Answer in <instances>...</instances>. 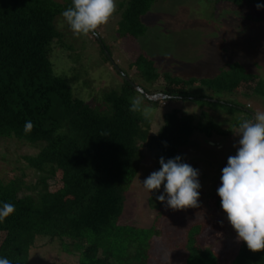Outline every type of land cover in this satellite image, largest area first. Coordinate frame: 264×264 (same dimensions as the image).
I'll return each mask as SVG.
<instances>
[{
  "label": "rangeland",
  "instance_id": "1",
  "mask_svg": "<svg viewBox=\"0 0 264 264\" xmlns=\"http://www.w3.org/2000/svg\"><path fill=\"white\" fill-rule=\"evenodd\" d=\"M56 2L65 5L72 0ZM127 2L116 0L117 9L108 23L99 26L96 34L79 38L73 36L61 14L58 15L55 25L62 36L53 43L49 53L52 70L67 79L73 96L101 110L110 108L104 94L119 89L126 79L132 78L136 85L149 91L168 82L170 78L166 79L165 75L186 82L183 88L187 89L188 98L169 99L165 106L160 101L152 103L154 111L148 122L151 131L156 133L165 114L177 108L195 125L182 162L199 170L200 207L180 211L165 209L155 198L163 191V185L152 194L146 191L142 182L156 171L153 159L147 155L143 169L134 179L127 178L124 208L118 223L128 224L135 230L155 229L144 264H183V258L189 253L185 246L196 248L198 259L207 253L199 260L204 264H230L241 241H236L226 214L215 202L219 197L217 188L221 185L222 169L227 166L228 157L236 154L234 145L238 146L239 137L235 133L239 122L250 119L257 111L264 112V9L228 0H158L144 15L148 32L137 42L154 63L159 78L153 84L144 77H136L129 69L131 49L135 47L119 30L122 8ZM137 55L134 53L135 58ZM231 63L241 66L249 77L231 87L224 84L220 88L217 78L229 75ZM225 78L228 80L229 76ZM211 79L213 83L207 84ZM55 83L52 79H47L43 86L35 83L36 88L24 96L27 110L41 119L38 129H32L36 139H51L67 118ZM72 130V125L66 128L67 133ZM60 131L66 133L65 129ZM46 145L44 141L35 146L25 139L0 138V180L7 182L22 177L27 186H32L41 174H46L49 190L60 191L62 201L73 199L77 194H66L68 188L60 170L54 173L51 165L41 169L28 166L27 158L37 156ZM29 192L22 189L19 198ZM104 217L108 219L110 212L104 213ZM221 220L223 226L218 223ZM77 229L78 235L93 232L87 226ZM3 235L0 233V241ZM116 248L113 241L109 250L111 258L106 264L116 263L111 256ZM30 261L31 264H79L77 253L63 251L59 240L48 238L37 240L31 249Z\"/></svg>",
  "mask_w": 264,
  "mask_h": 264
},
{
  "label": "trees",
  "instance_id": "2",
  "mask_svg": "<svg viewBox=\"0 0 264 264\" xmlns=\"http://www.w3.org/2000/svg\"><path fill=\"white\" fill-rule=\"evenodd\" d=\"M157 1L128 0L123 5L119 23L122 36L135 47L131 49V60L128 58L129 69L136 77H144L153 84L159 78L154 63L137 42L148 32L143 17ZM228 1L247 6L264 5V0ZM71 3L0 0V138L25 139L35 146L44 141L47 145L38 155L27 158L28 166L41 169L51 165L54 173L60 170L68 188L66 194H77L73 199L62 201L60 191L49 190L46 174H41L32 186H27L22 177L7 182L0 180V206L4 202L15 205V212L0 223V233L4 234L0 257H7L12 264H31V249L38 239L48 238L59 240L63 251L77 253L79 264H106L115 241L116 253L111 255L115 257V264H144L156 231L135 230L128 224L118 223L124 208L127 178L134 179L143 169L147 155L153 159L155 170L160 168L161 156L165 160L178 155L183 159L196 127L175 108L165 114L163 124L153 133L148 119L129 111L130 98L138 92L131 83L136 84L132 78L126 79L119 89L104 94L109 109L94 108L73 96L67 79L52 70L49 58L53 43L62 36L56 28V18ZM133 52L138 53L136 58ZM230 69L224 78L218 76L216 83L220 88H224V84L231 87L249 77L237 63H231ZM165 77L170 78L168 82L158 84L153 91L144 90L148 94L161 92L175 99L188 98V91L183 88L185 81ZM47 79L56 81L55 90L67 118L51 139H36L32 130L24 133V125L31 120L38 129L41 119L27 110L24 96L36 88L35 83L42 85ZM211 82L212 79L207 84ZM166 100H160L162 106L166 105ZM215 102L219 103V99ZM71 125L73 130L67 133L66 128ZM24 188L30 192L19 198ZM215 204L221 207L220 197ZM108 212L110 217L102 218ZM79 226H87L93 232L78 235ZM156 230L161 234L159 228ZM185 250L189 253L183 258V264H204L199 260L207 253L198 259L196 248L185 246ZM230 264H264V250L254 253L241 241Z\"/></svg>",
  "mask_w": 264,
  "mask_h": 264
},
{
  "label": "clouds",
  "instance_id": "3",
  "mask_svg": "<svg viewBox=\"0 0 264 264\" xmlns=\"http://www.w3.org/2000/svg\"><path fill=\"white\" fill-rule=\"evenodd\" d=\"M256 7L259 10L264 5L257 4ZM116 9V0H72L61 16L73 36L79 38L96 34L95 30L107 24ZM161 96V93H155V99L146 104L150 97L138 90L130 98L129 111L149 119L154 111L152 103L159 102ZM169 99L175 98L169 96ZM33 127L31 120H27L24 133L28 134ZM235 135L239 137L238 146L234 145L236 154L228 157L227 166L222 169L217 195L221 198L227 221L236 233V241H243L255 253L264 250V112L257 111L250 119L241 120ZM159 164L160 168L143 180L144 189L152 194L163 185V191L155 198L165 209L199 208V170L182 162L179 155L167 160L161 156ZM14 212L15 205L4 202L0 206V223ZM218 223L223 226L224 221ZM0 264H12V261L0 257Z\"/></svg>",
  "mask_w": 264,
  "mask_h": 264
},
{
  "label": "water",
  "instance_id": "4",
  "mask_svg": "<svg viewBox=\"0 0 264 264\" xmlns=\"http://www.w3.org/2000/svg\"><path fill=\"white\" fill-rule=\"evenodd\" d=\"M132 83V85L134 86V89H136L137 91L138 90H140V91H143L145 94H147L149 97H150V100H153V99H155V93H152V94H148L142 87H140V86H138V85H134V83L133 82H131ZM159 93H161V92H159ZM162 94V96H161V100L162 99H164V98H167L168 96L166 95V94H163V93H161ZM254 115V114H253ZM252 115V116H253Z\"/></svg>",
  "mask_w": 264,
  "mask_h": 264
},
{
  "label": "crops",
  "instance_id": "5",
  "mask_svg": "<svg viewBox=\"0 0 264 264\" xmlns=\"http://www.w3.org/2000/svg\"><path fill=\"white\" fill-rule=\"evenodd\" d=\"M157 93V92H156ZM198 98V97H197ZM193 99H196V97L195 98H193ZM251 115H253V114H251Z\"/></svg>",
  "mask_w": 264,
  "mask_h": 264
}]
</instances>
